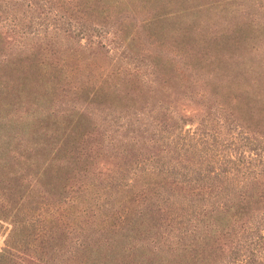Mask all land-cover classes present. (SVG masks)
Instances as JSON below:
<instances>
[{
    "label": "trees",
    "instance_id": "16d2710c",
    "mask_svg": "<svg viewBox=\"0 0 264 264\" xmlns=\"http://www.w3.org/2000/svg\"><path fill=\"white\" fill-rule=\"evenodd\" d=\"M59 1L39 4L52 9L55 30L74 26L90 35V23L85 25L78 11L86 12L88 3L94 9L101 0L76 2V16L73 7L62 12L65 5ZM16 3L0 0V15L12 20ZM205 3L209 8L220 2ZM35 4L28 0L21 9L31 11ZM62 16L67 29L58 23ZM106 18L92 19L98 25L92 26H102ZM11 31L0 29V46L14 35ZM251 32L240 31L226 46H239L242 60L243 53L249 55L253 49ZM224 41L228 39L219 43ZM40 46L33 43L17 55L0 56V225L5 222L9 227L0 264H264V145L258 136L250 135L240 123L237 132L227 137L218 129L213 137L202 128L180 125L183 131L174 130L176 122L164 123L169 116L161 112L153 134L130 128L119 139L115 131L122 128L125 114L108 112L98 120L90 108L91 104L110 108L124 95L118 83L106 82L111 73L102 68L106 74L96 85L81 77L75 84L80 100L68 98L65 107L57 106L53 94L62 88L66 68V76L72 78L78 61L66 48L59 61L55 53L61 50L45 45L43 49L55 59L47 60L45 54L40 59ZM261 61L237 64L242 76L236 85L244 89L229 86L235 81L227 85L223 101L229 114L231 99L236 107L255 115L263 108L264 101L258 104L264 100ZM217 64H224L221 57ZM153 65L158 72L165 69ZM248 70L255 73L252 83L245 76ZM123 71L124 66L117 67V76ZM261 89L263 96L252 100ZM109 120L116 127L108 126L111 132L97 146L91 133ZM250 120L246 125L252 123L250 129H257L260 119L252 115ZM127 127L128 122L123 128ZM101 148L123 158L118 169L105 173L95 166ZM52 195L56 201L46 207Z\"/></svg>",
    "mask_w": 264,
    "mask_h": 264
},
{
    "label": "rangeland",
    "instance_id": "374dc122",
    "mask_svg": "<svg viewBox=\"0 0 264 264\" xmlns=\"http://www.w3.org/2000/svg\"><path fill=\"white\" fill-rule=\"evenodd\" d=\"M34 1L37 2L34 9L23 11L21 7H26L28 0H17L12 20L1 13L0 29L12 30L14 35L6 38L0 46V56L17 55L22 52V48L33 43L41 45L38 54L40 59L44 58V54L47 60L55 59L56 54L59 55L57 60L61 61L65 56L62 50L66 48V51L68 49V52H73L78 68L74 70L70 80L66 76V68L61 77L62 88H58L53 94V104L65 107L64 100L68 98L79 101L80 93L75 92V84H80L81 77L89 80V84L94 81L91 85H96L100 76L111 73L106 82L111 85L118 83L120 94L124 95L118 96L120 98H117V104L110 108L102 109L94 104L90 108L95 110L94 117L98 120L108 112L110 116L115 111L125 114L120 119L122 128L115 131L119 139L123 138L122 133L129 134L130 128L146 129L143 134H153L154 125L160 122L159 114L162 112L169 116L164 123L176 122L173 124L176 125L174 130L183 131L180 125H184L186 129L202 128L211 137L216 129L221 131L220 135L223 137L235 134L238 130L237 123H240L250 135L258 136L264 145V100L258 103L263 108H258L256 115L248 108L236 107L233 99L229 104L232 113L229 114L228 104L223 101L227 97V85L242 76V67L237 64H242L243 60L251 61L248 66L261 60L264 62V0H219L218 5L215 3L209 8L205 3L208 0H114L109 4H102L101 0L98 7L94 5V9L88 3L84 7L86 12L78 11V15L85 20V25L89 26L88 22L90 23V35L81 34L74 26L69 28L63 16L58 19V23L69 29L55 30L52 9L47 5L39 6L45 0H31ZM79 1L60 0L59 3L65 5L62 12L69 13L73 7V16H76L74 5ZM252 1L254 3L250 6ZM105 7L108 9L105 10ZM104 15L107 18L102 26H92L97 25L92 19L97 20ZM71 22L78 24L75 20ZM248 29L255 36L249 43L253 49L248 51L249 55L244 52L242 60L239 46H226L233 35ZM223 38L228 41L219 43ZM98 41L101 43H97ZM43 45L54 46L61 51L53 55L49 50L43 49ZM218 57H221L224 64H217ZM211 60L215 61L213 65L209 64ZM154 62L165 69L159 70L157 67L158 72ZM121 66H124L125 71L117 76V67ZM102 68H105L106 73L101 72ZM254 75L248 70L245 76L252 83ZM221 82L215 87L214 83ZM236 82L229 86L242 91L243 87H238ZM261 96L262 89L260 96L252 100L260 99ZM223 114L226 120L223 119ZM252 115L260 119L254 130L250 129L253 128L252 123L246 125L251 122ZM127 122L129 129L125 130L123 127L127 126ZM115 125L111 120L107 121L104 127H98L91 133V140L96 139L97 146H100L99 142H102L105 134L111 132L108 128H114ZM190 154L194 155V151L190 150ZM262 157L264 159V151ZM120 160L123 158L116 156L114 150L101 148L100 154L95 157V166L107 173L118 169ZM53 199L56 201V195L48 196L45 206L52 207L54 203L50 201ZM8 228V223L0 225V249L4 246Z\"/></svg>",
    "mask_w": 264,
    "mask_h": 264
}]
</instances>
